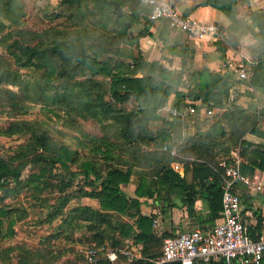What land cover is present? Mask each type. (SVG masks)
<instances>
[{
	"label": "trees",
	"instance_id": "1",
	"mask_svg": "<svg viewBox=\"0 0 264 264\" xmlns=\"http://www.w3.org/2000/svg\"><path fill=\"white\" fill-rule=\"evenodd\" d=\"M111 1L121 7L122 17L113 14ZM239 1L248 0H204L201 5L221 11L235 32L240 25ZM59 7L56 18H64L66 27L34 32L23 27L22 0H0V114L11 120L0 127V137L24 138L22 144L8 151L6 158L0 157V192L8 197L31 186L33 192L49 189L58 196L48 217V222L60 220L58 234L63 235L74 224L76 232L91 235L90 242L97 246L108 242L113 251L128 250L122 241L131 237L141 249L140 258L130 264H153L161 255V243L172 235L155 237L154 216L141 214L139 199H152L166 209L174 205L167 196L173 192L186 206L187 216L196 217L194 204L200 193L205 220L213 224L220 218L223 176L215 156L239 148L241 154L248 151L253 167L264 171V147L253 148L242 140L247 132L258 134L255 128L259 118H264V108L249 115L234 105L235 101L225 107L235 84L231 74L203 69L194 73L200 83L190 88L183 84V61L181 71L175 75L158 60L145 61L139 52V40L151 35V23L149 9L138 0H61ZM250 19L258 32L251 51L256 63L249 84L264 93V21L257 13H251ZM89 24L93 30L87 29ZM78 26L81 32L75 33ZM217 49L223 59L225 50L219 43ZM39 71V80L32 78L31 74ZM170 95L175 97L173 107L179 110L185 99L199 103L194 106L197 110L223 109V114L214 116L207 133L178 150L180 158L162 151L164 146L171 149L170 129L180 117L162 120V127L155 133L148 128L150 121L160 119L157 109ZM28 104H40L58 117L62 126L79 133L83 139L78 140V145L88 148V154L81 157L78 150L55 141L37 122L16 120L15 116L24 114ZM79 120L97 124L101 134H86ZM224 123L231 127L227 138ZM213 137L220 140H210ZM213 148L218 149L210 158ZM183 154L197 157L191 164H183L185 176L181 177L170 164L191 157ZM27 165L37 167L36 172L22 182L21 173ZM71 165H75L74 171ZM240 172L243 173L242 166ZM188 173L190 181L186 179ZM133 176H138L135 197L128 200L121 187L129 184ZM77 182L81 186L76 195H66ZM239 197L243 212L250 209V198L243 194ZM80 198L95 200L98 208L77 205L65 212L73 199ZM14 214L15 210L0 208V233L7 222L8 233L13 235V226L22 219ZM120 215L134 219L133 224L120 221ZM118 258L121 261L124 257ZM18 264H29L28 254H21ZM97 264L111 263L105 260ZM260 264H264V257Z\"/></svg>",
	"mask_w": 264,
	"mask_h": 264
},
{
	"label": "crops",
	"instance_id": "2",
	"mask_svg": "<svg viewBox=\"0 0 264 264\" xmlns=\"http://www.w3.org/2000/svg\"><path fill=\"white\" fill-rule=\"evenodd\" d=\"M174 1L178 11L185 17L215 24L220 29V38L217 40L191 42L183 33L170 30L163 21L150 22L149 32L151 35L139 40L141 57L147 62L158 60L163 67L174 73V75L181 71V63L183 61L186 75L183 84L189 85L190 88L200 83V79L194 73L200 72L203 69L220 75L231 74L235 84L241 85V87L245 86V82L236 81L235 71L243 65L251 69L255 66L256 62L251 51L256 46L254 34L258 32V29L253 25L250 14L257 13L264 21V0H248L246 3L239 1L237 15L240 25L236 27L235 32L230 30L231 22L221 11L201 5L204 0ZM217 43L225 50L223 59H221V51L217 49ZM174 101V95H170L166 103L173 106ZM183 103H193L192 106L199 104L193 102L191 99H185ZM233 104L244 109L249 115L258 114L264 108V93L255 88L251 90H244L242 88L240 96ZM225 107H227L226 103ZM221 114H223V109L214 110V115L211 117L205 114L204 109H196L193 115L188 112L182 114L180 119L171 127L170 139L168 140L171 149L173 148L178 153V158H180L178 150H182L193 138L207 133L215 121L214 116L219 117ZM158 116L160 119L152 120L148 125L149 130L153 133L162 127V120L171 121V119L168 120L166 112L158 111ZM223 126L226 133L225 138H227L231 127L228 123H224ZM255 129L258 134L247 132L242 137V140L253 148L264 147V118H259ZM210 140L218 142L220 139L213 137ZM221 140L223 141L224 139L221 138ZM217 149L213 148L212 152L209 153L210 158L215 156ZM233 154L239 157L243 171L242 174L246 180L245 183H238L235 186V190L238 194H243L250 198V202L248 203L250 209H244L242 219L247 232L254 239L264 229V171L253 167L251 165L252 158L248 154V151H243L241 154L239 148L232 149L227 155H217L215 156V160L219 161ZM183 155L191 157L184 158L181 163L176 162L182 166L181 172L177 173L181 177L185 176L183 164H191L195 161L193 157H197L193 154ZM186 179L188 181L191 180L190 173L186 174ZM137 180L138 176H133L129 184L121 187L127 195L128 200L135 197ZM223 180L224 177L222 176V183ZM167 196L172 200L174 205L166 209L158 206L152 199L145 197L139 199V202H141V214L143 216H154L152 230L155 237L163 238L165 235H174L194 229L208 230L217 221L215 220L213 224L206 222L205 205L200 193L197 194L194 204L196 217L187 216L186 206L176 198L175 193L169 192ZM77 202L80 206H87L92 209L98 208L97 202L90 198H80ZM119 219L129 225H132L134 222V219H129L127 215H120ZM122 242L128 250L136 251L138 258H140V244H134L131 237L124 239Z\"/></svg>",
	"mask_w": 264,
	"mask_h": 264
},
{
	"label": "rangeland",
	"instance_id": "3",
	"mask_svg": "<svg viewBox=\"0 0 264 264\" xmlns=\"http://www.w3.org/2000/svg\"><path fill=\"white\" fill-rule=\"evenodd\" d=\"M60 1L22 0L25 14L23 27L34 32L51 28L64 29L66 27L64 23L68 24V22H64V18H56V14L61 11ZM87 29L93 30L90 24ZM79 31L81 32L80 26L74 29L75 33ZM100 32H103L102 29H100ZM41 72L31 74L32 78L39 80ZM125 108L128 109L130 106ZM15 118L16 120L37 122L36 125L45 130L55 141L67 145L71 149L78 150L81 157L88 154V148L78 145V140L83 139L81 135L75 130L62 126L60 119L43 109L40 104H28L25 113L19 114ZM9 122L11 120L0 114V127L6 126ZM79 122L86 134L90 136L101 134L97 124L82 120H79ZM23 139L19 135L9 138L0 137V157L6 158L8 151L22 144ZM36 168L27 165L21 173V181L27 180L31 174L36 172ZM75 169V165H71V170L74 171ZM55 172L56 168L53 169V173ZM80 186L81 183H75L66 192V195L74 197ZM32 188L31 186L29 189H22L19 193L10 194L8 197L0 192V208L15 210L16 215L22 218L13 226L14 233L12 236L8 233L7 222L2 226L0 233V264H18L19 256L23 253L28 254L29 264H86L82 253L89 246H94L100 250V261H105L103 259L105 254L112 250L109 243L105 242L102 246H97L95 243L90 242L89 236L91 235H87L84 231L76 232V228H73L74 224L69 231L63 232L65 236L61 235L62 233L58 234L57 229L60 220L56 219L48 222V217L54 211L58 196L51 194L49 189L43 191L39 189V192H33ZM33 195L37 199L32 198ZM77 205L79 203L76 199H73L65 208V212L68 213ZM134 252L137 254L136 251ZM119 262L120 264H130L126 261V258H122Z\"/></svg>",
	"mask_w": 264,
	"mask_h": 264
},
{
	"label": "built area",
	"instance_id": "4",
	"mask_svg": "<svg viewBox=\"0 0 264 264\" xmlns=\"http://www.w3.org/2000/svg\"><path fill=\"white\" fill-rule=\"evenodd\" d=\"M149 9V21L155 23L165 21L172 31L183 33L191 42L204 40H217L220 31L213 23H205L190 19L181 14L174 0H138ZM236 81L245 82V86L234 84L226 99V105L235 101L240 96V91L253 89L250 79L253 69L241 66L236 71ZM193 103H185L181 110L165 103L158 108L160 112H166L168 120L181 117L188 112L193 115L196 112ZM208 117L214 115V110H204ZM163 152L170 157H177L176 151L164 146ZM241 161L236 154L220 159L218 167L223 171V183L221 192L220 218L214 226L208 230L194 229L176 233L163 240L161 255L153 261V264H204L221 262L222 264H260L264 257V229L256 238H251L242 219L243 207L235 186L245 183V177L240 172ZM175 172H181L182 166L173 162L170 164ZM155 223V222H154ZM122 255L128 263L138 259L133 250L110 251L104 256V260L111 264L119 262L118 256ZM82 257L86 264H97L101 260V251L94 246L87 247Z\"/></svg>",
	"mask_w": 264,
	"mask_h": 264
},
{
	"label": "water",
	"instance_id": "5",
	"mask_svg": "<svg viewBox=\"0 0 264 264\" xmlns=\"http://www.w3.org/2000/svg\"><path fill=\"white\" fill-rule=\"evenodd\" d=\"M111 5H112V7H113V14H114L117 18L122 17V16H123V12H122L121 7H120L117 3L113 2V1H111Z\"/></svg>",
	"mask_w": 264,
	"mask_h": 264
}]
</instances>
